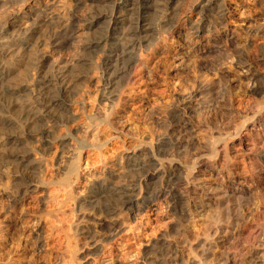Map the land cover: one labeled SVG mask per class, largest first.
<instances>
[{"label":"bare ground","instance_id":"1","mask_svg":"<svg viewBox=\"0 0 264 264\" xmlns=\"http://www.w3.org/2000/svg\"><path fill=\"white\" fill-rule=\"evenodd\" d=\"M86 1H90L92 7L82 13L79 6ZM178 1L70 0L59 13L50 10L42 14L45 10L39 13L38 7H34L13 11L6 19L0 17V95L5 98L8 113L2 120L5 129L0 136V152L15 167L12 169L13 193L10 195L14 205L26 197L32 198L34 205L41 200L42 184L32 174L42 167L38 162H42L44 152L49 151L52 144L49 141L52 127L61 125L63 120L60 122L59 116L69 112L70 95L76 92L77 83L96 79L100 85L98 103L93 112L95 117L99 114L104 117L105 123L101 124L102 118L98 116L100 125L97 120L95 126L96 132H101L106 125L121 124L118 114L132 106L128 101L133 87L146 73L155 69L151 67L156 56L153 46L170 44L183 28L188 30L189 41L197 43L205 39V32L214 24L218 26L217 34L208 41L209 51L221 50L224 46L242 47L235 59L241 71L239 80L246 81V84L243 83L239 98L230 94H226V99L223 97L227 113L239 117L233 119L235 122L213 121L219 123L217 129L211 131L206 140L200 141L196 134L215 117L199 112L195 104H205L214 95L215 87L205 80L195 82L186 92L171 99L174 103L168 106L169 123L165 124L163 133L160 131L157 136L155 133L156 137L151 135L153 139L147 146L117 150L115 156L106 162L102 174L92 182L90 190H94V195L83 196V200L76 198L79 204L89 199L88 211L79 215L76 228L78 234L80 232L87 239L86 246L79 253L80 264H91L92 260L96 264H264V210L258 216L255 213V217L246 207L252 188L260 189L264 195V0L239 3L196 0L183 12L178 11ZM37 2L42 4V0ZM93 2L98 6L104 3L100 4L101 8L104 6L98 9L95 4L91 5ZM156 4L162 7V12H168L163 19L165 25L168 24L165 29L162 25L163 29L158 30L148 19L150 9L160 7L157 5L156 8ZM239 9H242L238 22L240 38L236 34L238 30L231 28ZM251 9L255 14L252 15ZM184 12L188 17L180 26ZM176 14L180 18H174ZM44 27L48 33L42 36ZM90 31H95V35H84L78 44L77 38ZM152 36L155 37L152 39ZM32 50L38 51V57L35 56L33 64L30 62L27 78L15 81L16 68L28 62L27 54ZM72 51L77 56L72 55ZM82 51L84 55L89 52L92 57L87 53L85 56L90 59L80 55ZM205 61H211V57ZM77 65L92 66L94 73L89 74L91 70L79 72ZM221 75L227 81L229 75ZM248 82L252 85L249 86ZM68 95L70 99L66 101ZM146 106L154 115L155 107ZM224 112L220 107L217 113L222 116ZM126 125L122 123L116 132L123 133ZM32 138L43 142L41 149L37 150L40 161L32 160L30 151L22 155L15 153L19 144ZM72 138L60 136L55 142L64 149L75 147ZM76 147L73 153L78 151L82 157L83 148ZM168 147L172 150H167ZM238 155L242 156L247 169L243 180H238L233 176L234 172L232 174L226 168L231 157ZM71 163L70 174L66 173L73 176V180L67 177L70 181L66 178L70 182H66L70 196L81 184L79 165ZM207 174L215 175V178L209 179ZM165 200L175 213L180 214L179 219L184 217L191 222L203 216L205 219L194 232L188 234L184 231L182 239L181 228L177 225L163 227L149 236L146 226L153 219L152 215L163 208ZM8 222V218H3L2 225H8ZM241 226L251 228L246 236ZM121 247L124 253L118 259L117 251Z\"/></svg>","mask_w":264,"mask_h":264},{"label":"rangeland","instance_id":"2","mask_svg":"<svg viewBox=\"0 0 264 264\" xmlns=\"http://www.w3.org/2000/svg\"><path fill=\"white\" fill-rule=\"evenodd\" d=\"M231 1L233 3H239L243 2L244 0ZM27 2L28 4H26ZM69 2L70 0H42V4H39L37 0H0V17L2 19H6L8 15L12 14L11 12L13 11L20 12L22 10H31V8L35 9L34 7H38L39 13L45 10L43 13L41 12L42 14H47L50 10V12L59 13L67 7ZM178 2L180 4L178 6V11L183 12V9L185 10L187 7L195 3L196 0H180ZM43 3L45 6L43 5ZM93 4H95L94 6H98L97 2H93L91 5ZM100 4L96 8H101ZM157 5L160 6L159 4H156V8L158 7ZM103 6L104 5H102V8ZM90 7H92L90 6V1H86L79 6V11H83L82 13H85L87 10H89ZM160 7H158V9L152 7L150 9L148 17L149 21L151 20V24H154L153 26L158 28V30L163 29L161 28L162 25L166 24L163 19H165L164 15L166 16V14L168 13L165 11V8H163V11L165 12H162V7L161 9ZM241 12L242 9H239L236 12L237 19L233 24H231L232 30H235V28L236 30H238V32L236 33L238 34V38L241 37V32H239L241 30V27L238 23L241 18ZM254 12L253 9H251L252 15ZM185 13L186 12L183 13V17L181 18L179 14H176L174 17H178L181 19L180 26L183 25V20L188 17V14ZM236 21L238 24L236 23ZM167 26L168 24L165 25L164 29ZM217 27L218 26L212 24L210 26V30L209 28L207 30L209 32H205V34H207L205 39L197 43L195 41H189L187 36L188 34L186 32L188 30L183 28L181 32L177 33L178 35L176 34V36H174L175 38H173L172 41H170L171 39L169 40L170 44H168L169 42L166 43L167 45L165 43L163 45L162 43L161 46L159 45L160 47L157 46L158 48L153 46L156 52V56L153 58L151 67L154 66L155 69L151 70L150 73H146L143 78L139 79L133 87L128 101L131 102L130 104L132 106L121 112V114H118L119 117H121L120 119L122 121L121 124L115 123L118 128L115 124V126L106 125V128H104L101 132H96L97 125H100V123H105L103 120L104 117L102 115L97 114L99 118H102V121L100 122L98 116L95 117V114L93 112V108L98 103V91L100 89V85L98 84L96 79L87 83H77V88L75 89L76 94L73 93L72 95H70L71 99L69 95L65 98L68 99L66 101H69L70 99V110L67 113L68 116L58 115L60 117V122H62L63 120L64 123L62 122L63 124L61 123V125H59L58 127H52L53 129L51 128L54 131H52L49 137V141L52 144L49 148V151L44 152L42 162H38V164L42 163L41 169H36L32 174L34 175L33 178L36 179V181L39 179L37 182L39 184H42L43 189V192L41 193V200H37L38 202L36 201L37 203H35V205L32 201V198L30 197H26L24 200H21L19 203L14 205V202L12 201L10 196L13 193L12 169L14 165L7 158L3 157L0 152V264H78V262L80 264L82 262V259L80 258L81 256L79 255V253L84 248V246H86L87 239L80 232L78 234L76 228L78 225L77 223L80 221L79 215L87 213L88 211L87 205L89 202L87 203V201H89V199L83 201L82 204H79L76 203V198L80 197L83 200L85 197H87L88 194V196H90V194L94 195V190H90V187H92L94 181L102 174L106 162L108 161V159H110V157L115 156L117 150L133 149L137 145L147 146L152 141V136L156 137L161 132L163 133L165 131L166 125H168L169 123L168 106L174 103L173 101L171 103V99L178 94L186 92L187 88L189 89L190 85L192 86L195 84V82L197 83L199 81L205 80V82H208L210 84L213 83L212 86L215 87V91L213 93L214 95L209 97L208 101L205 104H195L198 111L200 110L199 112L210 114L212 118L215 117V119H212L209 124L207 123L206 126L202 127L201 132L199 130V132L197 131L198 133L196 132L197 138L200 141L201 139L206 140L211 131H215L217 129V126L219 125V123L217 122L219 120H223V122L230 124V122L233 123L234 118L235 120L239 118H236L234 114L227 113L228 110L226 111V109H228V107H224L227 106L224 102L226 99V94H230L234 97L239 98L241 96L243 86L244 84H246V81L243 82L242 80H239L241 71L235 59L236 55L241 52L240 50H242V47L233 46L234 48H226L224 46L221 50L219 49L215 51H209L207 47L213 36L217 34ZM44 28L41 30L42 36H45L48 33L47 28ZM94 32L95 31L84 33L83 35H81L82 37L80 36L79 38H77L78 40L76 39L77 43L81 44L80 41L82 42V39L87 36V34L89 35V33L92 37V35H95L93 34ZM160 32L162 33V30H160ZM153 37L155 36H152L150 38L153 39ZM259 41L260 40H257V42ZM156 48L159 50H157ZM235 48L238 49L236 50ZM31 53L34 58H31L33 57L30 56ZM34 53L35 51L32 50L29 52V55L27 54V57L29 56L28 62L25 61L26 63L22 65L23 67L20 66L22 69L20 67H18L19 69L16 68L17 70H15L13 74V78L15 81L19 82L27 78L28 73L31 70L30 65H32L38 57V54L36 55L35 53L34 55ZM71 54L75 55L73 51L71 52ZM79 54L84 55V52H79ZM85 55L90 56V58L92 57L91 54L89 55V52H85ZM56 56L57 55L53 56V59L56 58ZM209 56L211 57V61L206 62L205 59L209 58ZM29 58L34 60H30ZM77 66L79 68H77V71L79 72L81 70V72H87L88 70H91L89 71V74H91V72L94 73V69L92 70V66ZM86 67L87 69H85ZM221 74L229 75L227 81L221 77ZM248 83L249 86L252 85L251 82ZM227 89H229V92ZM3 99L0 95V136L1 132H4L3 130L5 129V126L2 124V120L8 116V113L5 109L6 101L5 98ZM150 104L155 107L154 115L149 113V111L146 109V105ZM218 107H221L223 111H225L223 115L221 114L222 116H220V113H217L219 109ZM165 111L167 112V114L165 113ZM90 118H94V121ZM151 119H153L154 121ZM164 119L166 122L164 121ZM66 121L68 122L65 123ZM122 123L124 125L127 124L126 128L123 133H117L116 130L122 127ZM76 127H82L81 129H84V131H82L81 129L75 130ZM85 131H87L88 134ZM68 133L70 134L68 135ZM96 133L98 135H96ZM110 133L112 134L109 135ZM155 133L156 136L154 135ZM78 134H81L82 136L79 137ZM71 135L73 138L71 137ZM60 136H70L72 140L74 139L72 141L74 143V146L78 145L80 149L83 148L82 150H84V154L82 155V157H79L78 151H74L73 153V150H76L78 148L76 146H70V148L65 149L63 148V146H59L57 142H55V138ZM81 137H84V139ZM84 140L88 141L86 142ZM39 141L41 142V140H39L38 138L26 140L15 148V153H19L22 155L30 151V153L32 152V156L30 158L32 160L33 158H35L40 161L41 157H39L40 155L38 154L37 150L41 149L40 146H43V142L40 143ZM81 143H84V145H81ZM169 148L170 147H168L167 150H172V148ZM178 157L181 159L180 156ZM234 157L235 156L231 157L232 159L227 162L228 164H226V168L228 169V171H231L232 174L234 172L233 176L238 178V180H243L247 176L245 162L242 160L241 155H238V157L235 158ZM78 160L79 162H77ZM69 162L78 163L80 168L79 174L81 177L80 186L78 188H75L76 191H73L74 194L72 193L71 196L69 195L68 191L70 190V187L67 189V186L70 182L66 181L68 179L67 177L69 176V178H73V176H67L66 174H70L71 167L73 166L70 165ZM218 168V170L220 171V167ZM206 176L209 179H211V177L212 179L215 178V175L211 176L207 174ZM68 181H70V179H68ZM238 185L242 186V184ZM261 193L262 191H260V189L258 190L252 188L250 195H248L249 205L247 204L246 207L250 212L253 213V216H255V213L258 216L259 212H262L264 210V195L263 193ZM163 203V208H159V212L157 210V214L154 213L152 215L153 219L146 226V229H148L147 234L149 236L153 233L159 232L165 227L172 228L173 226L177 225L179 226V228H181L180 236L182 239V233H184V231L188 234L194 232L197 227H200L201 222H203V220L205 219V216H203V218L199 217L193 222L188 220V218H184L182 216V218L179 219L180 214H177L173 211L171 204L167 202V200H165ZM3 218H8V225H2ZM183 219L184 221H182ZM240 228L244 230V236H246L251 229L250 227H245V229L243 228V226H241ZM183 237H185V235ZM181 245L183 246V243H181ZM122 249L123 247H121L119 251H117L118 257H120L118 259H121L122 254L124 253ZM91 264H96V261L92 260Z\"/></svg>","mask_w":264,"mask_h":264}]
</instances>
